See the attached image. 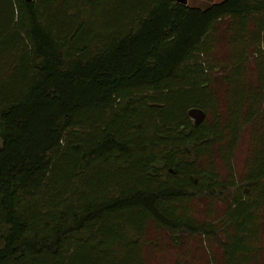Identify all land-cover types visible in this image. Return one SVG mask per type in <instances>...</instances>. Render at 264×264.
<instances>
[{
    "label": "trees",
    "instance_id": "16d2710c",
    "mask_svg": "<svg viewBox=\"0 0 264 264\" xmlns=\"http://www.w3.org/2000/svg\"><path fill=\"white\" fill-rule=\"evenodd\" d=\"M263 33L264 0H0V264H146L151 224L262 264ZM202 197L229 202L217 222Z\"/></svg>",
    "mask_w": 264,
    "mask_h": 264
},
{
    "label": "rangeland",
    "instance_id": "374dc122",
    "mask_svg": "<svg viewBox=\"0 0 264 264\" xmlns=\"http://www.w3.org/2000/svg\"><path fill=\"white\" fill-rule=\"evenodd\" d=\"M220 1L222 0H189L188 3L191 6L204 8ZM220 45L222 47H226L227 43L224 42V40H221ZM260 46L264 53V33ZM256 59L257 51L253 52L250 58V61L252 63V71L250 74L253 86L258 90L260 89L261 84L258 77L259 68L256 64ZM221 76H223V72L222 74H218V77ZM224 86L225 82L220 79L218 82V86H216L220 102L219 111L226 116L228 105L224 97ZM262 89L264 93V86ZM251 127L252 126L250 125L245 126V129L242 133V138L237 144L234 157L232 159L233 174L238 179H240V177L244 173L248 153L250 151V147L252 146ZM216 161L221 172L222 179L227 181L231 177L232 173L229 170V166L222 160L220 155L216 156ZM228 203L229 202H225V200H219L215 203L203 197L198 198L195 204L196 206L194 208L195 217L200 223H206L212 220L217 222L218 219L223 217V215L227 211ZM261 224L263 225L262 232L264 237V207L262 209ZM146 233L147 243L145 244L144 248V258L146 264H211V257L220 259V262H222L223 260V248L221 245L223 237L221 235H219L217 238H204L199 234L180 232L177 236L172 238L166 229H160L152 224L148 225ZM261 245L264 246V241L263 243H261ZM261 253L262 264H264V251Z\"/></svg>",
    "mask_w": 264,
    "mask_h": 264
},
{
    "label": "water",
    "instance_id": "95a60500",
    "mask_svg": "<svg viewBox=\"0 0 264 264\" xmlns=\"http://www.w3.org/2000/svg\"><path fill=\"white\" fill-rule=\"evenodd\" d=\"M176 2L187 4L188 0H174ZM190 118L193 120L194 124H200L206 117L205 113L198 108L190 109L188 112Z\"/></svg>",
    "mask_w": 264,
    "mask_h": 264
},
{
    "label": "crops",
    "instance_id": "0c3cea01",
    "mask_svg": "<svg viewBox=\"0 0 264 264\" xmlns=\"http://www.w3.org/2000/svg\"><path fill=\"white\" fill-rule=\"evenodd\" d=\"M188 2H189V0H188Z\"/></svg>",
    "mask_w": 264,
    "mask_h": 264
}]
</instances>
